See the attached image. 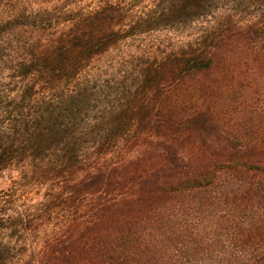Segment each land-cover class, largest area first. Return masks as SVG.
Segmentation results:
<instances>
[{
  "label": "trees",
  "instance_id": "trees-1",
  "mask_svg": "<svg viewBox=\"0 0 264 264\" xmlns=\"http://www.w3.org/2000/svg\"><path fill=\"white\" fill-rule=\"evenodd\" d=\"M143 1L99 0L29 44L24 29L53 27L54 14L12 17L19 0H0V35L23 29L22 55L12 64L0 48L1 58L25 82L0 136V180L7 171L9 181L0 188V230L19 225L28 239L55 208L69 211L24 264H264V0H227L229 12L257 9L245 21L213 18L174 53L129 56L121 68L136 73L131 97L111 101V80L77 81L85 66L127 38L216 7L154 0L134 12ZM69 85L68 94L59 90ZM39 91L48 100L36 106ZM92 95L105 98L99 116H88ZM41 188L48 193L27 224L16 202ZM8 245L0 241V264Z\"/></svg>",
  "mask_w": 264,
  "mask_h": 264
},
{
  "label": "rangeland",
  "instance_id": "rangeland-1",
  "mask_svg": "<svg viewBox=\"0 0 264 264\" xmlns=\"http://www.w3.org/2000/svg\"><path fill=\"white\" fill-rule=\"evenodd\" d=\"M98 1L99 0H19L17 7H15V10L9 15L15 17L18 12L23 10H25L28 15H38L37 11L43 13L45 9H48L50 13H53L55 20L53 27H50V23L47 22L46 29L44 30H38L35 28L24 29L26 31V38H29V44L32 42H41L43 44L68 25L66 22H61L65 15L75 12L77 13L78 10H91L98 4ZM153 1L154 0H144L141 5L135 6L134 12H139L140 10H145L148 7H151ZM227 3V0H216V7L210 17L195 19L192 22L177 24L172 27H157L150 31L139 33L134 37L127 38L120 42L117 47L109 49L105 54L95 58L85 66L82 73L78 76L77 81H88L90 84L96 79L99 80V83H101L102 80H111V93L109 92L108 99L113 101L122 98V96H125L126 99L130 98V91L133 90V86H130L129 84L131 80H136V73L129 74L128 77V73L126 74L123 72L126 68H121L123 60L129 56L144 59L152 55H156L159 58L160 56L174 53L193 43L201 31L213 24V18L217 20L225 17L229 13H235L236 15L233 17L234 20L245 21L249 20L252 12L257 9V7H254L250 9L247 15H239L237 11L230 10L229 12V4L228 7H225ZM1 10L2 9H0V14ZM12 31L15 32L14 36H9L7 34L0 35V48L4 50L3 54H5L6 60L14 64L16 57L19 58L20 55H22V50H18L20 47L16 42L20 37L23 40V36L21 35L23 29L18 27ZM12 67L14 66H11L6 62L3 63L0 54V136L2 134H7L10 130L13 118V108L19 100L20 93L25 84V82L21 81L18 76H15L16 72ZM123 76L128 77L127 80H124ZM226 80L225 77H220L218 82L224 83ZM59 90L63 91L64 94H68L73 90V87L72 85L64 86ZM33 96V99L32 97L30 98V102L36 106L39 105L40 102L38 101L39 99H42V97L43 101L48 100L47 94L42 93L41 91L35 93ZM103 99L105 98L98 97V95L90 96L87 107L89 111L88 116H99L98 112L103 111V107L100 105ZM237 100L243 99L240 98ZM107 103L113 104L114 102ZM114 146L115 145L112 144L111 147L107 146V148L112 150L119 149L118 146ZM5 173L6 174H4L0 180V188H6L9 183L6 179L7 171H5ZM48 190L41 188L40 194L31 197L25 205H22L21 201L16 202V205L21 204L19 210H21L22 215L26 217L27 224L29 220L32 219L31 213H33L34 216L36 215L37 210H35V208H40L35 207L39 203L37 201L43 195L47 194ZM63 211L64 210L62 209L55 208V213H53L51 217L45 216L44 221L40 223V231L37 233L31 231V236H29L28 239H24L22 236L18 235V229H20L21 233L28 231L26 229L22 230L19 225L14 227L15 231L1 229L0 241L9 243V248L4 253V260L7 261L8 264H24L25 261L33 255V250L37 252L43 234L45 235L44 238L54 234L58 230L62 220H64V217L70 215L69 211ZM22 226L24 225L22 224ZM25 235L27 234L25 233ZM37 240L38 245L36 246V249H34L33 246L37 244Z\"/></svg>",
  "mask_w": 264,
  "mask_h": 264
}]
</instances>
